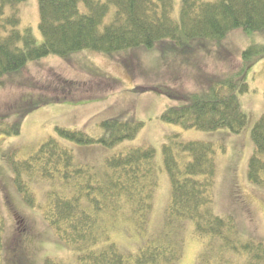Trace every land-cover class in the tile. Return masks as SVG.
<instances>
[{
  "label": "trees",
  "instance_id": "obj_1",
  "mask_svg": "<svg viewBox=\"0 0 264 264\" xmlns=\"http://www.w3.org/2000/svg\"><path fill=\"white\" fill-rule=\"evenodd\" d=\"M23 1L0 0V77L40 58H69L84 49L108 54L141 46L151 48L164 40L181 45L194 39L219 40L237 28L248 33L264 31V0H181L176 14L174 0H38L42 35L38 42L29 27L19 29L17 5ZM260 57H264V43L249 45L242 51L236 70L208 81L199 92L180 95L172 89L158 88L160 93L178 99L187 97L189 102L166 107L160 118L183 128H227L240 133L248 121L239 96L249 91V85L242 78ZM98 77L116 83L113 77ZM66 83L77 90V84ZM66 100L65 95L46 97L34 108ZM23 116L9 122L0 119V133L19 134ZM143 124L108 118L100 122L103 132L99 137L56 127V137H49L23 158L8 157L12 182L21 200L42 212L58 239L73 250L77 264H171L181 256L182 238H152L131 254L121 251L107 232L111 217L126 216L138 229L148 221L158 185L152 146L127 147L107 156L106 170L101 172L76 162L72 150L60 142L64 139L79 145L97 142L114 146L133 139ZM251 138L254 152L248 161L247 180L264 190V114L254 123ZM161 154L170 181L165 222L177 231L192 223L191 233L200 243L197 264H264V240L243 238L232 215L222 216L213 209V143L183 140L172 134L162 144ZM38 181L51 183L43 202L37 200L33 190ZM4 229L0 212V264H20L23 223L17 219L8 260L2 254ZM43 264L68 263L48 257Z\"/></svg>",
  "mask_w": 264,
  "mask_h": 264
},
{
  "label": "rangeland",
  "instance_id": "obj_2",
  "mask_svg": "<svg viewBox=\"0 0 264 264\" xmlns=\"http://www.w3.org/2000/svg\"><path fill=\"white\" fill-rule=\"evenodd\" d=\"M180 3L181 0H174L175 14ZM17 8L19 29L29 27L40 42L38 0H25ZM254 43H264V31L248 33L237 28L219 40L194 39L183 45L164 40L151 48L141 46L108 54L84 49L69 58L50 55L0 77V119L9 122L24 114L19 134L0 133V212L5 222L2 238L5 260L11 258L10 248L19 219L25 228L20 264H43L48 257L77 264L73 250L58 239L43 219L42 212L21 200L12 182L13 171L8 157L23 158L49 137H56V127L99 137L103 132L100 122L113 117L144 124L133 139L114 146L97 142L79 145L64 139L60 142L72 150L76 162L101 172L106 170L105 158L123 148H154L158 185L148 221L138 229L123 215L108 220L109 237L121 251L134 254L152 238L163 240L166 235L175 236L183 239L181 256L171 264H197L200 243L191 233L192 223L187 222L183 230L177 231L165 222L170 181L163 166L161 148L172 134H178L183 140L213 143L214 211L222 216L232 215L243 238L264 240V190L247 180L248 161L254 152L251 129L264 114V57L251 64L242 78L249 85V91L239 96L248 121L240 133H232L227 128H183L160 118L166 107L184 106L189 102L187 97L174 98L160 93L159 89H172L180 95L199 92L208 81H216L236 70L242 51ZM98 76L113 77L116 83L113 80L103 82ZM66 81L77 84V90ZM139 87H155L157 92L142 91ZM85 92L91 98L82 96ZM64 95L68 100L34 108L41 99ZM50 187L48 181L33 184L39 202H43L44 192Z\"/></svg>",
  "mask_w": 264,
  "mask_h": 264
}]
</instances>
